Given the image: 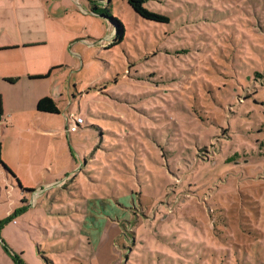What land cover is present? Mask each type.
<instances>
[{
  "label": "rangeland",
  "instance_id": "1",
  "mask_svg": "<svg viewBox=\"0 0 264 264\" xmlns=\"http://www.w3.org/2000/svg\"><path fill=\"white\" fill-rule=\"evenodd\" d=\"M50 1L69 68L59 114L0 128L42 166L33 204L0 166V264H264V0Z\"/></svg>",
  "mask_w": 264,
  "mask_h": 264
},
{
  "label": "crops",
  "instance_id": "2",
  "mask_svg": "<svg viewBox=\"0 0 264 264\" xmlns=\"http://www.w3.org/2000/svg\"><path fill=\"white\" fill-rule=\"evenodd\" d=\"M53 3L54 1L51 2L50 0H0V103L2 112L0 128H4L5 131L2 130L3 134L8 131V125L11 129L12 124L22 121L23 113L28 114L26 116L30 117L29 120H33L34 117L42 114L36 110L37 102L40 99L49 97L57 106V96H61L59 93L66 82V74H64L63 69L69 68V61L66 57L68 56L66 44L69 42V32L62 24L61 27L53 16ZM57 30L58 32H65L64 36L58 34L59 41L56 44L58 52L53 53L46 62L44 61L39 66L29 67V58L42 55L39 53L46 51L49 44L56 39ZM81 35L82 37L76 38L75 41L83 44L82 40L85 34ZM75 36L76 33H73V37ZM59 53L63 54V58ZM12 60L13 63H11ZM52 68L56 69L48 77L36 78L45 76ZM7 80L13 82L10 83ZM29 124H32V121ZM16 131H19V129L16 128ZM13 153L15 165L4 157L2 159L6 164L1 161L9 166L7 167L14 173L21 188L32 190V192H25L20 189L19 195H21L20 198H25V204L28 203V200H31L33 204L40 194L41 188L35 189L34 185L27 184L18 170L25 171L29 177H31V174L36 177L41 176L40 157L36 158L35 151L24 153L17 150ZM6 179L9 183H16L12 177ZM12 187L14 188V186ZM109 226L111 229L112 226ZM43 231L48 235L47 230ZM112 231L114 235L118 234L117 229ZM40 242V237L35 238L34 243L37 247L42 246ZM96 250V254L98 253L101 257L100 246H97ZM102 256L104 258L103 252ZM7 262L11 264L9 260Z\"/></svg>",
  "mask_w": 264,
  "mask_h": 264
},
{
  "label": "trees",
  "instance_id": "3",
  "mask_svg": "<svg viewBox=\"0 0 264 264\" xmlns=\"http://www.w3.org/2000/svg\"><path fill=\"white\" fill-rule=\"evenodd\" d=\"M145 1L146 0H126L128 6L140 18H142L144 20H147V21L155 22V23H168L169 22V19H168L167 16H165L163 14H159V13L153 12V11H150L147 8H145L144 5H143ZM89 4H90V13L91 14L100 15L101 17H103V13H101L103 11H102V8L100 7L101 4H98L96 2V0L95 1L94 0H89ZM117 24H119V23H117ZM116 34H117V37H119L118 40L121 41L122 38H123V27L121 25L119 27V30L117 29ZM117 42H115L113 45H115ZM54 69H56V68H54ZM54 69L52 68L45 76H40V77H37V78L48 77L49 74ZM7 81L10 82V83L13 82L12 80H7ZM36 110L39 113L59 114V109L57 108L56 103L49 97H44V98L40 99L37 102ZM1 115H2V112H1V103H0V117H1ZM0 166L3 167L5 172L7 174H9L15 180L16 184L20 187V189L22 191L32 192V190L21 188L20 183H19L18 179L16 178V176L14 175V173L1 161V159H0ZM22 202L24 203V201H22Z\"/></svg>",
  "mask_w": 264,
  "mask_h": 264
},
{
  "label": "built area",
  "instance_id": "4",
  "mask_svg": "<svg viewBox=\"0 0 264 264\" xmlns=\"http://www.w3.org/2000/svg\"><path fill=\"white\" fill-rule=\"evenodd\" d=\"M83 123V119L81 117H76L73 118L71 120H67V129L66 131L68 133H72L77 131V129L81 126V124Z\"/></svg>",
  "mask_w": 264,
  "mask_h": 264
}]
</instances>
